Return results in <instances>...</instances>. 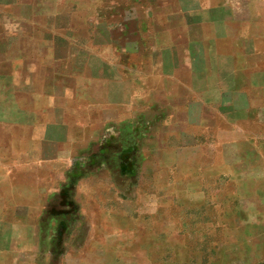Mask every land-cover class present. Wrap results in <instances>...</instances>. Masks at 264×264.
Segmentation results:
<instances>
[{
	"label": "crops",
	"instance_id": "0c3cea01",
	"mask_svg": "<svg viewBox=\"0 0 264 264\" xmlns=\"http://www.w3.org/2000/svg\"><path fill=\"white\" fill-rule=\"evenodd\" d=\"M250 196L264 0H0V264H164L127 208Z\"/></svg>",
	"mask_w": 264,
	"mask_h": 264
},
{
	"label": "rangeland",
	"instance_id": "374dc122",
	"mask_svg": "<svg viewBox=\"0 0 264 264\" xmlns=\"http://www.w3.org/2000/svg\"><path fill=\"white\" fill-rule=\"evenodd\" d=\"M245 204L244 218L236 210L232 213L209 203L200 209L185 210V216L177 208H170L164 214L155 210L153 218L145 215L148 210L141 207L126 210L135 215L148 232L170 235L169 256L164 251L165 246L155 242L153 249L159 251L156 261H164V264L183 260L185 264H264V217L259 215V212L264 213V202L250 196ZM182 244L184 251L178 254L181 247L178 245Z\"/></svg>",
	"mask_w": 264,
	"mask_h": 264
}]
</instances>
